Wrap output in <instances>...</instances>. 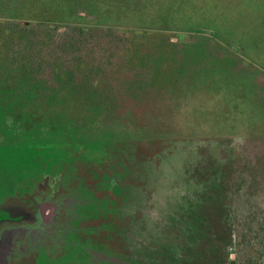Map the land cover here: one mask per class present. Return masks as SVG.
Here are the masks:
<instances>
[{
  "label": "trees",
  "instance_id": "1",
  "mask_svg": "<svg viewBox=\"0 0 264 264\" xmlns=\"http://www.w3.org/2000/svg\"><path fill=\"white\" fill-rule=\"evenodd\" d=\"M210 7L209 0H0V210L27 215L2 220L18 230L15 238L20 235L18 245L11 239L0 244L2 264L39 263L34 256L22 261L18 257L21 231H31L30 226L34 232L46 226L65 234L63 239L71 236L67 244L75 252L67 250L73 259L66 264H113L112 258L114 264H127L119 217L127 185V173L122 171L125 165L127 171L139 166L134 163L133 142L121 140L115 154L98 157L91 148L67 151L48 138L97 140L101 134L96 126L102 120L106 123L107 115L97 113L94 106L113 98L114 82L124 74L129 81H145L149 75L171 79L165 57L175 54L172 48L188 43L181 33L193 40L204 32L198 21L208 13L200 11ZM146 63L163 65L140 70ZM216 102L224 109L221 114H229L224 100ZM249 113L255 114V108ZM254 122L228 126L225 139L213 134L223 140L224 157L210 146L204 147V157L189 156L193 160L185 164V181L178 178L177 183L191 186L188 193L196 182L205 190L185 198L175 212L174 220L189 225L184 218L192 217L196 222L178 232L197 246L182 264H264V173L259 167L264 155L251 157L258 140L253 136ZM191 132L188 138L164 133L162 144H185L193 140ZM195 139L206 145L214 137ZM151 154L163 156L155 151L144 158L152 162ZM185 154L179 155L181 162ZM167 166L162 170L171 182L176 175ZM34 175L40 188L45 185L43 190L33 187ZM168 180L165 177L164 182ZM241 198L257 203L239 211L233 202ZM43 200L56 206L51 222L43 218L47 214L38 213ZM209 211L217 215L210 224L205 223ZM200 241L205 243L204 251L198 249ZM60 252L54 251L50 264L61 260L64 251ZM37 253L41 259L43 253ZM97 254L108 258L98 262Z\"/></svg>",
  "mask_w": 264,
  "mask_h": 264
},
{
  "label": "rangeland",
  "instance_id": "2",
  "mask_svg": "<svg viewBox=\"0 0 264 264\" xmlns=\"http://www.w3.org/2000/svg\"><path fill=\"white\" fill-rule=\"evenodd\" d=\"M209 2L211 7L205 9V12L200 11L208 15L198 21L200 27L205 28L204 32L196 34L199 36L193 40L189 34L181 33V39L187 40L188 43L172 48L175 54L167 55L164 59L163 64L167 63V75L171 79H157L155 75H149L145 81H129L127 74L121 75L113 84V98L101 100L102 102L94 106L97 113L102 111L107 115V122L103 124L102 120V123L96 126L99 129L98 134H101L97 140L48 138L53 144L62 146L67 151L91 148L98 157L115 154L121 140L130 139L133 142L136 152L134 163L138 162L139 166L127 171L125 165L124 170L121 169L122 173H127V185L123 189L126 197L120 206L119 230L128 247L124 254L127 264H182L181 262L191 257L193 250H196L197 246H193L189 236L185 238L184 235H178L181 228L188 230L189 225L192 227L196 223L194 219L185 217L184 220L189 224L187 225L174 218L185 198L192 194L197 196L203 186L200 187L196 182V187L188 193L191 186L178 184L177 181L183 180L184 171L187 170L185 164L191 165L189 156H206L204 147L210 146L212 150L220 152L222 157L225 156V152H222L225 149L220 145L223 140L216 139L213 134L225 139L224 129H228V126H247L249 121L255 120L253 136L258 140L253 148L255 154L251 157L264 155V0ZM245 5H248V10L244 9ZM162 65L159 63V66H150L146 63V66L141 64L139 69L147 71ZM223 100L229 112L227 115L221 114L224 109L220 110L215 105L219 104L216 101ZM254 108L256 113L250 115L249 112ZM215 128H220L221 133L215 131ZM195 131H199V134ZM189 132L193 134L192 141L180 139L186 143L180 145V142L176 141L168 145L162 144L164 133L188 138L186 134ZM210 137L214 139L205 142L206 145L203 141L195 139ZM234 144L237 147L239 145L236 142ZM249 147L248 145V149ZM131 151L128 154L126 152L127 158ZM155 151L163 155L160 157L151 154L150 159L156 164V168L144 158L148 153ZM185 152L187 154L183 155L184 162H181L179 155ZM139 157L143 158L138 160ZM166 164L168 171L176 175L171 182L167 172L162 170ZM234 167L237 168V165ZM259 167L264 173V158L259 162ZM165 177L168 180L166 182H169L167 184L164 182ZM35 181L33 187L40 188L37 177ZM44 186L39 190H43ZM182 187L183 192L179 194ZM179 197L180 200L181 197L184 198V201L180 202ZM213 201L218 199L214 198ZM233 203L239 211H243L245 207L248 209L249 206H254L257 201L241 198ZM8 210H0V244L6 242L4 239L18 241L15 238L18 230L2 220L27 218L19 210ZM208 214L205 223L210 224V220L214 223L217 215L214 216L211 211ZM211 228L213 229V226ZM25 229L27 228L21 232L24 231V235L30 233L31 239L37 243L36 248L43 253L38 264L48 262L47 253L53 254L54 251H64L63 258L55 263L66 264V261L73 259L72 255L68 257L66 254L67 250L75 252V249L67 244V237L71 236L66 235L64 242L61 240L63 236L54 235L52 248L48 249L47 242L43 240L49 235L46 226L36 229L35 232L31 226V231L26 233ZM199 244L198 249L204 251L205 243L200 241ZM130 254L131 257L128 256ZM233 257L234 254L231 255V258Z\"/></svg>",
  "mask_w": 264,
  "mask_h": 264
},
{
  "label": "flooded vegetation",
  "instance_id": "3",
  "mask_svg": "<svg viewBox=\"0 0 264 264\" xmlns=\"http://www.w3.org/2000/svg\"><path fill=\"white\" fill-rule=\"evenodd\" d=\"M38 205H40L39 209H38V211H40V212H38L40 214V216H42L44 213L47 214L48 216L47 217L43 216V218L46 219V222H51L52 217L54 216V213H56V206L53 203H50L49 201H46V200L41 201V203L38 204ZM25 216L27 217V215H25ZM61 225L63 226L64 222ZM51 228L52 227H49V231H48L49 235L47 237L43 238V240L47 242L46 246H48V249L52 248L51 246L54 243L53 242V236L57 235L56 232L50 231ZM58 228L60 230L62 229L61 226H58ZM58 234H61V232H59ZM19 236L20 235H18L16 237L17 240H18ZM61 236H65V234H63ZM23 237L24 238H23L22 242L25 243L26 245H24L23 243H20V245H21L20 246V250H17L18 254H19L18 257L22 261L23 259H27L29 257H33L34 256L35 259H38V262H39L40 258L38 257V253L37 252H40V250H38V248H36V244L37 243H34V240L31 239L30 235H24ZM57 240H59V238H57ZM61 240H64V239H61ZM64 242H66V241H64ZM15 244L18 245V241H16ZM62 244H64V243L62 242ZM58 253H61V252L58 251ZM47 255H48V262L50 264L51 263L50 261L52 259H54L55 257L53 256V254H50V253H47ZM96 256H97L96 259L98 260V262H100L101 259L106 260L108 258L105 254H97ZM62 258H63V256H62ZM111 260H112L113 264L116 263V261L113 258Z\"/></svg>",
  "mask_w": 264,
  "mask_h": 264
},
{
  "label": "water",
  "instance_id": "4",
  "mask_svg": "<svg viewBox=\"0 0 264 264\" xmlns=\"http://www.w3.org/2000/svg\"><path fill=\"white\" fill-rule=\"evenodd\" d=\"M0 261H1V256H0Z\"/></svg>",
  "mask_w": 264,
  "mask_h": 264
}]
</instances>
